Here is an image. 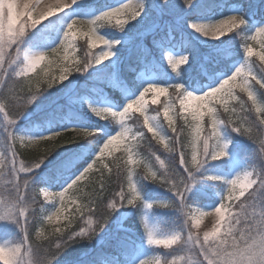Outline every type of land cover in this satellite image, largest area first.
Instances as JSON below:
<instances>
[{
  "label": "snow or ice",
  "instance_id": "snow-or-ice-1",
  "mask_svg": "<svg viewBox=\"0 0 264 264\" xmlns=\"http://www.w3.org/2000/svg\"><path fill=\"white\" fill-rule=\"evenodd\" d=\"M192 4L193 0H183L185 8ZM168 5L169 0H161V6L167 7ZM36 7L37 4L32 0H0V113L3 114L8 125L14 124L33 101L56 83L57 78L50 74V68L45 67L44 77L37 81L34 88L31 84L33 76H29V73L38 77L40 74L36 71L37 66L46 61L49 56L59 60L60 53H64V62L59 64V81L67 80L74 73H83L94 64L100 65L102 59L108 60L109 57H113L115 55L113 49L120 41H109L102 35L97 36L96 29L106 21H110L113 16L129 9L130 5L122 2L105 8L95 15H90L94 10V5L80 4L78 0H64V3L47 5L45 10L39 13L35 11ZM77 13L90 16V18H77ZM128 14L133 21L140 18L142 14L147 15L144 0H138L134 9ZM224 17L207 23H197L191 20L188 26L205 37H211L212 40H221L220 37L225 36L226 33H231L233 30L238 31L246 24L242 10ZM42 21H48V24L34 34V40L37 47L47 48V50L32 52L21 49L20 44L23 38L29 30L41 25ZM77 24L87 27L84 35L88 38L89 49L95 46V37V39L104 41L108 51H104L99 58L86 55L82 60H75L74 57H70L68 53L75 48V39L78 35L74 30ZM117 25L123 32L125 29L123 23L117 20ZM49 30L56 32V37L51 36ZM145 34L153 35V46L161 55L169 53V49L176 47L173 40L172 23L162 17L146 28ZM258 36L264 37V26L255 28L250 38L255 41ZM260 49V52L254 53L253 45L245 40L243 43L245 59L241 65L235 67L231 74L226 75L218 84L215 79H210L205 83L202 75L196 76L190 82L185 80L188 87L192 89L189 91L179 83H167L172 79V73L177 76L183 75V70L179 73L176 70L178 66L188 62L189 57L174 58L168 54L166 59L172 69L169 73L163 70L161 64H152L151 53L141 39L132 47L135 60L151 66L150 69H145L146 73L150 70L159 72L162 84L166 86L161 87V84L156 83L145 84L139 88L138 94L127 100L122 110L88 105L94 116L101 120L111 118L117 124L118 127L112 130L110 135L108 132L100 135L98 129L91 127H66L59 131H49L47 135L28 137L13 133L10 127L5 128L3 134L0 135V176L7 178L9 189L8 194L0 198V222L17 223L24 233V247L22 250L21 246L12 248L0 246V254H2L0 264H51L61 250L70 244L96 237L116 209L137 206L152 207V204L142 200L139 193L137 180L141 177L171 192L179 202L180 210L185 213L186 223L190 226L188 239L192 242L196 256L194 260L189 258L188 264H264V210L257 207L255 203L257 192L264 188V174L253 175L246 171L226 181L221 177H208V179L220 180L226 184L227 195L222 196L219 205L214 207L216 222L210 231L203 233L202 240L199 234L193 233V229L198 228L201 219L210 213L201 211L197 215L191 206L185 205V197L195 182L194 172L209 161L222 160L226 157L227 144L221 137L222 127L231 129L250 141L255 140L252 135L253 128H256L257 132L264 131V118H261L264 117V107H256L258 103L264 105V102L258 99L255 91L257 87L264 90V75L258 76L254 70L257 66L247 59L257 55L261 64H264V39L260 40ZM70 60L71 63L68 62ZM17 61H19L18 67L10 71ZM117 64L118 60H109L108 64H103V68L97 70L96 75L98 78H106L110 86L114 88H123V82L115 73ZM258 69L261 74H264V67ZM24 82L28 83L26 95L21 94ZM194 92L201 94H194ZM148 94L152 95L151 104L153 105L161 96L166 97L162 102L163 121L160 119V109L152 110L155 114H149V101L146 99ZM240 94L246 96V99ZM125 95L127 96V93ZM228 101H235L238 108L229 107ZM249 101L252 107H249ZM177 102L179 108L174 111ZM8 106L15 108L16 111L14 113L6 111ZM221 108L223 115L220 112ZM254 108L258 113L256 119L251 118ZM135 113H139V116ZM234 115L239 118L233 120ZM179 120L189 124L192 129L190 155L185 151V144L182 140L183 128L177 123ZM157 121L164 126L166 122L170 136L162 135ZM243 123L249 124V127L244 128ZM145 129L147 132L144 131ZM69 133H75V135H69ZM148 134H151V140L148 139ZM82 140L94 141L97 145V154L90 160L85 157L82 167L77 165L73 168L69 162V175L64 180L57 177V181L62 184L60 188L62 191L53 192L47 188H41L37 194L31 189L29 184L31 176L57 149L65 145L77 144ZM142 141H147L148 159L154 157L155 164L144 163L145 174L139 175L131 166L145 159L143 153L139 151ZM152 141L161 146L164 153L176 155L175 165H177V154L179 155L178 168L166 164L156 151L149 148V143L152 144ZM17 142L22 148L37 146L39 154L31 160L23 159L18 154ZM40 145L44 147L41 148ZM115 150H120L127 156L123 165L116 164L117 181L120 182L123 178V182L119 183V191L114 190L110 196L105 195L107 185L101 181L99 190L90 196L87 203L77 204L75 199L66 201L65 194L74 189L78 191V182L85 178L98 163L95 157H104L106 152L111 155ZM259 154L264 155V139H261L259 143ZM104 168H108V165L104 164L103 168L98 169L101 176H103ZM41 197L44 203L55 204L54 201L58 199L60 206L55 205L54 213H47L43 216L41 228L36 229L35 232L36 239L41 237L44 224H59L61 218L64 221L63 227L55 228L54 234L57 236L55 247L48 250L43 260L40 258L38 246H33L32 230L25 229V224L31 218L30 210L40 201ZM241 197L243 200L240 199ZM225 200L239 201L235 207L240 211L234 216L231 215L230 206L225 205ZM69 205H72L71 209ZM155 206L171 207L165 202H158ZM249 209L252 211L249 212ZM97 212L100 214L97 215ZM81 221L83 224L80 223ZM142 225L149 245L163 246L164 249L170 250L181 242L178 233L156 238L153 231L143 221ZM184 262V256L178 255L167 261L156 256L154 261L144 259L139 264H184Z\"/></svg>",
  "mask_w": 264,
  "mask_h": 264
},
{
  "label": "trees",
  "instance_id": "trees-1",
  "mask_svg": "<svg viewBox=\"0 0 264 264\" xmlns=\"http://www.w3.org/2000/svg\"><path fill=\"white\" fill-rule=\"evenodd\" d=\"M114 2L115 0H102L99 5L97 4L98 7L95 5V8L97 7L96 10L99 11ZM144 2L148 14L145 15L146 18L141 25L133 23L132 27L129 29L125 28L124 31L121 32L120 27L114 23H104L99 27L100 31L105 34V37L111 40L128 35L130 38H134V44L139 43L142 39L145 46H151L149 40H151L150 37L153 35H146L145 29L155 24L161 17L172 23L175 36L174 41L179 44L180 50L189 57V60L176 71L179 73L183 70V75L177 76L175 73H172V79L168 80L167 83H179L189 91L192 89L188 87L185 80L190 82L193 78L200 75L204 76V82H208L210 79L216 80L218 73H229L235 63L241 60L244 61L243 43L245 40L249 42V36L254 27V20H263L260 8H264V3L260 0H193V4L187 8L183 6V0H169V5L167 7L161 6V0H144ZM232 6L242 9L246 24L238 31L233 30L231 33H226L225 36L220 37L221 40H216L208 45H202L193 40L183 28L182 22L184 18L192 19L212 13L216 14V16L221 14L226 15L230 13L229 11ZM37 31L38 29L34 31L29 30L23 38L22 45H20L21 49L27 43L35 42L34 34ZM76 45L75 60H82L86 55L96 57V49H89L87 40L80 39L77 41ZM118 48L121 49L122 47ZM149 48L153 49V44L152 47ZM152 49H149L151 55ZM126 51L127 47L122 51L123 53L118 55L119 67H115V73L119 76L121 81H125L130 87L136 89L143 84L141 79L137 77V71L146 68L150 69L151 66L138 63L132 54V50L128 53L129 55H124ZM213 60L215 62H213ZM250 61L257 66L254 70L257 72L258 76L264 75L261 74L258 69L259 67H264V65L255 58H251ZM152 64H157V62L152 61ZM98 69L102 68H95L94 64L93 67H89L83 73L72 74L65 81H59L57 78L53 87L49 88L46 93L33 101L15 123L11 125L13 133L28 137H39L41 134L45 135L48 134L49 131H56L62 128L70 120L83 124L84 128H96L99 130L100 135H104L105 132H108L110 135L111 131L118 127L111 118L98 122L93 121L86 117L85 113L81 111L75 103V100L86 97L96 99L97 95H107L116 100H120L118 91L111 89V87H107L103 83L107 81V79L97 77L96 72ZM163 70L165 69L163 68ZM10 71L12 70L10 69ZM155 72L154 82L156 84H162L159 72ZM167 72L171 73L172 71L169 70ZM29 76H33L31 82L33 88L37 81L42 79V75L37 77L33 73H30ZM43 86L46 87V85ZM27 91L28 83L24 82L23 92L21 94L26 95ZM255 91L258 99L264 102V90L257 87ZM240 95L243 96V94ZM243 98L246 99V96H243ZM248 105L252 107L250 101ZM232 106L238 108L235 101H230L229 107ZM256 107H264V105L258 103ZM6 111L14 113L16 109L8 106ZM220 112L221 115H223L222 108ZM135 115L139 116L137 113H135ZM257 115L258 113L254 108L251 118L256 119ZM10 118L12 117L10 116ZM238 118L239 116L237 115L232 117L233 120H237ZM4 122L6 121L3 114L0 113V125ZM177 123L183 128L182 140L185 144V151L190 155L191 127L189 124H185L183 120H179ZM256 123L258 125V120ZM166 127L165 125V129L162 133L167 137L170 136L171 133L168 132ZM243 127L248 128L249 124L243 123ZM144 131L147 132L146 129ZM225 131L228 140L227 150L240 162L247 163L251 167L253 174H264V155L259 154V143L261 139H264V131L257 132L256 128H253L252 135L255 137L254 141H250L247 137L238 135L231 129H225ZM2 134L3 131L0 128V135ZM72 134L73 133H69V135ZM148 139L151 140V134H148ZM140 143L141 147L139 151L143 153L145 159L139 164H155L154 157L148 159L147 141H142ZM149 148L156 151L166 164H171L178 168V154L177 165H175L176 155L174 153H164L162 147L157 145L155 141H152V144L149 143ZM17 150L18 154L25 160H31L39 154L38 151L32 152L31 149L22 148L20 144H17ZM96 154V143L94 141L89 142L88 140H82L77 144L65 145L57 149V151L45 161L44 165H42L40 169H37L35 174L31 176L29 180L31 189L37 194H39L41 188H48L53 192L62 190L60 189L62 184L57 181V177L59 176L60 180H64L65 177L69 175V162H71V167L73 168L77 165L82 167V161L85 157L90 160ZM156 166L158 167V165ZM109 169H111V171H109ZM228 170L229 167L224 161L220 162L219 167L214 161H209L202 165L200 169L193 174L195 182L185 197V205L206 209L208 206L215 204L217 201V194L225 190L226 184L222 183L220 180L208 179V177H221L226 181L227 175L224 173L228 172ZM116 171V165L109 164V168L103 170V176H101L100 172H97L91 173L88 177H85L78 183L79 190L77 191L74 189L76 194L78 193L80 201L82 203H87L90 196L94 195L99 190L101 181L107 185L105 195L110 196L114 190L119 191V183L123 182V178L118 182ZM145 171L144 168L139 167L136 173L143 175ZM180 171L182 172V170ZM124 186L127 191V184L125 183ZM137 187L142 200L145 203H151L153 205L150 207L149 215L158 228L165 233L177 232L180 235L181 242L177 247L173 246L175 247L173 249L169 250L164 249L163 246H155L150 247L149 250L158 254L163 261H167L182 254H194L195 256L192 242L188 239L190 226L186 223L187 217L185 213L180 210V205L176 197L165 188L157 184H152L142 177L137 180ZM158 202L169 203L171 207H157L155 205ZM43 205L44 202L40 198V201L33 205L29 213L31 218L25 224V229L32 230L33 232V246H38L40 258L42 260L47 255L49 249H54L57 240V236L54 234L55 229H49L47 224L43 225L41 237L38 240L35 237L36 229L41 228L43 216L46 215L45 212L37 209ZM99 214L100 212H97V215ZM143 214L144 207L142 206L116 209L105 223L103 230L96 237L91 240H80L79 242L70 244L68 247L61 250L59 255L52 260L51 264H102L103 260H106L109 264H124L132 258L136 260L139 259L141 257L139 255V250L146 240L141 225ZM80 223L83 224L82 221Z\"/></svg>",
  "mask_w": 264,
  "mask_h": 264
},
{
  "label": "rangeland",
  "instance_id": "rangeland-1",
  "mask_svg": "<svg viewBox=\"0 0 264 264\" xmlns=\"http://www.w3.org/2000/svg\"><path fill=\"white\" fill-rule=\"evenodd\" d=\"M96 1H98V0H78V2L80 4H84V5L85 4H89V3H94ZM32 2L37 4V7H36L35 11L37 13H39L40 11L45 10V7L47 5H52V4H55V3H64V0H32ZM122 2L129 4L130 5L129 9H126L123 13H120L118 15L113 16L110 21H106V22L115 23L117 25V20H120L123 23V27L124 28H128V29L130 27H132L133 23H138V24L141 25L143 20L146 18L144 14H142V16L140 18H138L137 20H135V21L131 20L130 15L128 14V13H130L132 11V9H134L136 4L138 3V0H120V1L117 2V4L122 3ZM238 12H239V9H235L232 14L238 13ZM77 18H90V16L82 15L81 17H77ZM223 18H225V17H221V18H217V19L197 18L194 21L197 22V23H207V22H214L216 20L223 19ZM189 22H192V21H187L186 24H185V27L189 31V33H191V35L195 39H197L199 42H201L203 44H211L214 41H216V40H212L211 37H205V36L199 34L198 32H195L192 28H190L188 26ZM41 23L42 24L38 25L35 29L43 28L44 25L48 24V21H42ZM128 24H130V25H128ZM257 27H260V26H257ZM35 29H31V31H34ZM74 30L78 34L76 39H75V48L72 51H70L68 53V55L70 57H74L76 59L75 53H76L77 40L78 39L87 40L88 38H87L86 35H84V33L87 31V27L86 26H84L82 24H77V25L74 26ZM254 30H255V28L253 29V31ZM49 31H50L51 36L56 37V35H57L56 32L51 31V30H49ZM96 34H97V36L101 35L99 33V31H98V28L96 29ZM251 35H252V33H251ZM251 35L249 36V42L248 43L253 45L254 53H258V52L261 51V49H260V40L264 39V37H259L258 36L256 38V40L253 41L250 38ZM94 40H95V46L93 48L96 49V58H99L100 56H102V53L104 51H108V49L106 48L103 40L95 39V37H94ZM117 40L120 41V43L116 44L115 47L116 46H118V47H120V46L128 47V45L130 43V40H127V38H120V39H117ZM109 41H111V40H109ZM127 41H129V42L127 43ZM57 42H58V40H57ZM22 43H23V40H22L20 45H22ZM28 44L29 43H27L22 49H27V50L32 51V52H39V51H46L47 50V48H40V47H37L36 45L29 46ZM158 54H159V59L163 63H165V65H167V67H170V65L168 64V61L166 59V56L168 54L172 55L174 58H179L181 56V55H178L176 52H172L171 50H169V53H164L163 55H161L160 52H158ZM63 56H64L63 52L60 53V59L59 60H55L54 57L49 56L46 61L42 62L41 65L37 66V70L36 71L40 74V76L42 75V78H43L44 77V72H45V67H47V68H50V74L52 76L58 78L59 75H60L59 64L64 62L63 61ZM252 57H255L256 59L259 60V57L257 55H253ZM111 59L116 60V55H114L113 57H109L108 60H103L102 59L101 60V64L100 65H95V66L101 67V66H103V64L106 65V64L109 63V60H111ZM49 62H51V63H49ZM68 62L71 63L72 61L70 60ZM242 63L236 64L232 68V70H234L235 67L241 65ZM18 65H19V61H17V64L12 66L11 70H15L18 67ZM230 74H231V72H230ZM223 78L224 77L220 76V78H218L219 82ZM145 80L147 82H149V76H147L145 78ZM143 86H141V87H143ZM161 87H165V86H161ZM120 93L122 94L124 100H123V102H121L119 104L116 103L114 100L104 99L102 97L100 102L97 103V104L93 103L91 100L88 101V100L84 99L82 101H77V105L79 106L80 109L85 111L86 112L85 114L87 116H89L90 118L96 119V120H100L99 117H96V116H94L92 114V112L89 110L88 105H93V106L101 107V108L109 107V108H112L113 110H119V109L122 110V107H123V105L125 103H127V100L133 98L134 96H132V93H129L128 91H126L125 88H120ZM125 93H127V96L125 95ZM136 94H138V92ZM194 94H201V93H194ZM146 99L149 101V105H148L149 114H155L154 111H152L154 109H160V111H161L160 119L163 121V103L162 102L166 99V97L165 96H161L160 99L158 100V102L155 105L151 104V99H152V95L151 94H148V96H146ZM213 103H215V101ZM229 103H230V101H228V104ZM158 106H161V107L158 108ZM176 108H179V103L178 102H177V104L175 106L174 111L176 110ZM257 108H259V107H257ZM173 118L175 119V117H173ZM205 119H207V117H205ZM189 120H190V117H189ZM157 125H158V127H159V129H160V131L162 133L164 131V129H165V126L160 124L159 121H157ZM165 125H167L166 122H165ZM69 126L76 127L75 124H69L66 127H69ZM8 127L11 128V125H8L7 122H4V123H2L0 125V128H1V130L3 132H4L5 128H8ZM11 130H12V128H11ZM225 133L226 132L224 131V129L222 127L221 128V137H222L224 142H226V138H227ZM72 135H75V133H73ZM162 135H163V133H162ZM190 136H191V141H192V138H193L192 137V129H191V135ZM17 144H19V142H17ZM39 147L42 148V147H44V145H40ZM24 148L25 149H31L32 152H37L38 151L37 146H28V147H24ZM117 158H119V160H117ZM95 159L98 161V163L96 165H94L93 169L90 170V172L87 174L86 177H88L91 173L100 172V171H98V169L103 168L104 164H107L108 168H109V164H112V165H116L117 163L123 164L124 161L127 159V156L122 151L115 150V151H113L111 153V155H109L106 152L104 157H95ZM137 159L139 160V158H137ZM228 161L231 164V167H232V170H233V173H232L231 177L229 178V180L232 179L237 174H241V173L246 172V171L253 174L251 167H249L248 165L240 163V162H238L235 159H228ZM131 167L134 168L135 172L137 171L138 167L144 168L143 164H139V163L135 164V165H132ZM108 168H104L103 170H107ZM259 174H261V173H257L256 175H259ZM253 175H255V174H253ZM83 179L84 178H82V180ZM8 189H9V185H8L7 178L0 176V198H3L4 196H6L8 194ZM49 191H52V190L49 189ZM59 191H62V190H59ZM226 195H227V189H225L224 192H222L219 196H217V203L214 206L208 207V209H200L198 207L191 206L193 208V210L196 211L197 215H199V212H201V211L210 213V215H207V216L203 217L201 219V223H200L199 227L194 229V234H199L200 237H201V240L203 239V233L205 231H210L212 226L216 222V217H215V214H214V207L218 206L220 201H221L222 196H226ZM237 195H238V193H237ZM246 195H247V193H246ZM78 196H79L78 193L76 194L75 190H72V191H70V192L65 194V200L68 201V200L75 199L77 204H81L82 202L80 201ZM240 199L243 200V197H241ZM41 200H42V197H41ZM54 202H55V204L54 203H44V205L42 207H38L37 209H40L42 212H45V214H47V213L48 214H52V213L55 212V207L54 206L55 205H56V207L60 206L58 199H56ZM224 203H225L226 206H230L229 207V212L231 213V215L234 216L236 213H238L240 211V209L235 207V204H238L239 201H227V200H225ZM255 203H256L257 207H259L261 210H264V188L260 189L257 192L256 197H255ZM148 204H151V203H148ZM69 208L71 209L72 205H69ZM149 211H150V208H146L145 207L144 214L142 216V221H143V223H145L148 226V228H150L153 231V235L156 238L166 237V236L177 234V232H172V233H163V232H161L159 230L158 226L156 225V223L153 222L151 220V218L149 217ZM251 211H252V209H249V212H251ZM63 224H64V221H63V218H61V220L59 221V224H47V226L49 227V229H55L57 226L62 227ZM142 228H143V225H142ZM143 230H144V228H143ZM144 233H145V238H146V245L144 246L143 258L139 259L134 264H139V262L144 260V259H148L149 261H154L155 257L159 256L158 254H154V253L148 252L149 247H152L153 245H149L148 244V242H147V234H146L145 230H144ZM0 246H4V247H8V248L21 246L22 250H23V247H24V233L17 226V223L0 222ZM182 256H184V258H185L184 264H188V259L189 258H192L193 260L196 258V256H194V254H192V255L182 254Z\"/></svg>",
  "mask_w": 264,
  "mask_h": 264
},
{
  "label": "clouds",
  "instance_id": "clouds-1",
  "mask_svg": "<svg viewBox=\"0 0 264 264\" xmlns=\"http://www.w3.org/2000/svg\"><path fill=\"white\" fill-rule=\"evenodd\" d=\"M0 256H2V254H0Z\"/></svg>",
  "mask_w": 264,
  "mask_h": 264
}]
</instances>
